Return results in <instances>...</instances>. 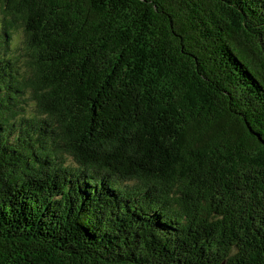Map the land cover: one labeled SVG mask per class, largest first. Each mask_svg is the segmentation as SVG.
Returning a JSON list of instances; mask_svg holds the SVG:
<instances>
[{"label": "trees", "instance_id": "16d2710c", "mask_svg": "<svg viewBox=\"0 0 264 264\" xmlns=\"http://www.w3.org/2000/svg\"><path fill=\"white\" fill-rule=\"evenodd\" d=\"M0 264H264V0H0Z\"/></svg>", "mask_w": 264, "mask_h": 264}, {"label": "rangeland", "instance_id": "374dc122", "mask_svg": "<svg viewBox=\"0 0 264 264\" xmlns=\"http://www.w3.org/2000/svg\"><path fill=\"white\" fill-rule=\"evenodd\" d=\"M21 30H18V32H17V37H19L20 38V36H21Z\"/></svg>", "mask_w": 264, "mask_h": 264}]
</instances>
